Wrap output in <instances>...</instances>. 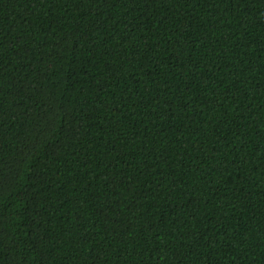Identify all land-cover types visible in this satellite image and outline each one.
Listing matches in <instances>:
<instances>
[{
	"label": "trees",
	"instance_id": "1",
	"mask_svg": "<svg viewBox=\"0 0 264 264\" xmlns=\"http://www.w3.org/2000/svg\"><path fill=\"white\" fill-rule=\"evenodd\" d=\"M0 264H264V0H0Z\"/></svg>",
	"mask_w": 264,
	"mask_h": 264
}]
</instances>
